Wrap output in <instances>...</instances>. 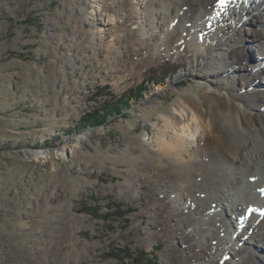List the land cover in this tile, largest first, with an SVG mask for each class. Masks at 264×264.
I'll return each instance as SVG.
<instances>
[{
	"label": "rangeland",
	"instance_id": "obj_1",
	"mask_svg": "<svg viewBox=\"0 0 264 264\" xmlns=\"http://www.w3.org/2000/svg\"><path fill=\"white\" fill-rule=\"evenodd\" d=\"M146 9L0 0V264H120L134 249L159 264H232L243 242L214 238L185 159L157 145L198 92V59Z\"/></svg>",
	"mask_w": 264,
	"mask_h": 264
},
{
	"label": "bare ground",
	"instance_id": "obj_2",
	"mask_svg": "<svg viewBox=\"0 0 264 264\" xmlns=\"http://www.w3.org/2000/svg\"><path fill=\"white\" fill-rule=\"evenodd\" d=\"M144 1L150 28L173 30L198 59L189 72L198 92L163 120L162 137L170 135L157 145L185 159L183 174L214 238L243 242L232 264H264V0Z\"/></svg>",
	"mask_w": 264,
	"mask_h": 264
},
{
	"label": "trees",
	"instance_id": "obj_3",
	"mask_svg": "<svg viewBox=\"0 0 264 264\" xmlns=\"http://www.w3.org/2000/svg\"><path fill=\"white\" fill-rule=\"evenodd\" d=\"M95 121H97V117L94 119ZM121 253L113 256L120 261V264H159L155 256L140 249L122 251Z\"/></svg>",
	"mask_w": 264,
	"mask_h": 264
},
{
	"label": "snow or ice",
	"instance_id": "obj_4",
	"mask_svg": "<svg viewBox=\"0 0 264 264\" xmlns=\"http://www.w3.org/2000/svg\"><path fill=\"white\" fill-rule=\"evenodd\" d=\"M225 0H220V4L223 5Z\"/></svg>",
	"mask_w": 264,
	"mask_h": 264
}]
</instances>
